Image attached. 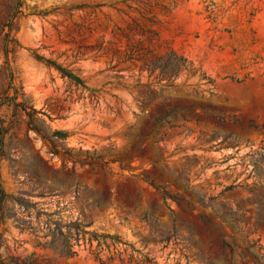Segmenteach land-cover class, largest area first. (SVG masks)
Masks as SVG:
<instances>
[{
    "label": "rangeland",
    "instance_id": "obj_1",
    "mask_svg": "<svg viewBox=\"0 0 264 264\" xmlns=\"http://www.w3.org/2000/svg\"><path fill=\"white\" fill-rule=\"evenodd\" d=\"M14 5L0 0V264H264V0ZM147 178L185 198L167 197L175 227ZM105 181L136 205L95 203Z\"/></svg>",
    "mask_w": 264,
    "mask_h": 264
},
{
    "label": "trees",
    "instance_id": "obj_2",
    "mask_svg": "<svg viewBox=\"0 0 264 264\" xmlns=\"http://www.w3.org/2000/svg\"><path fill=\"white\" fill-rule=\"evenodd\" d=\"M21 5H22V0H15V5H14L15 9H17L19 11ZM2 104H3V102L0 101V105H2ZM163 119H165V118L160 116V117L156 118V121H161ZM0 129H3V123L1 121H0ZM34 129L38 133H41L40 132L41 130L39 128L35 127ZM151 132H152V130H150L146 134L148 135ZM42 136L44 137V139H50L44 134H42ZM87 162L90 164L91 171L93 174L98 172V170H97V166H98L100 168V171L103 173V176L107 179V174L111 171L109 166H108L107 161H105L101 156H95V157H91L90 159H88ZM146 181H148V183L150 185L155 187L160 192L162 206L169 210V215H170V218L173 222V227H175L176 223H177V217H176L177 213L175 212L174 209L170 208L169 203L167 201V197H171L172 200L176 201V203L178 204V206L180 208H183L182 203L185 200V198L179 196L178 194L170 193L163 184L156 182V180H150L147 178ZM0 192L4 193V189L1 185V183H0ZM76 195L79 196V187L78 186L76 188ZM114 196L116 197V199L123 201V203H125L128 206L136 205V200L138 197H140L139 194H137L136 196H130V195L125 194L124 198H121L118 194H115V191L111 188V186L107 183V181H105L104 190H103V192L98 193V196L95 199V203L99 204L101 202H106V201L111 202L113 200ZM160 206H161L160 204L155 203L153 208H152V212L146 211L144 213V216L145 217H151V216L153 217L155 212L160 208ZM202 219L204 220L205 223H211L214 220L213 217L209 214H203ZM155 220L157 221L158 219L156 218ZM189 229L192 230L193 228L190 227ZM79 238H80V234H78L77 239L79 240ZM222 241L224 244L229 246L231 248V250H233L236 246L232 241H229L225 238H223ZM208 263L209 264H215L214 260H212V259H208ZM230 264H233V260H230Z\"/></svg>",
    "mask_w": 264,
    "mask_h": 264
}]
</instances>
